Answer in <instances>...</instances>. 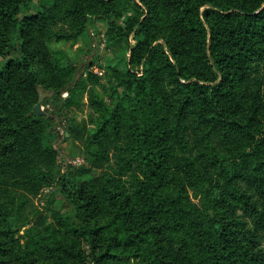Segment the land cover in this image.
<instances>
[{
    "label": "trees",
    "instance_id": "obj_1",
    "mask_svg": "<svg viewBox=\"0 0 264 264\" xmlns=\"http://www.w3.org/2000/svg\"><path fill=\"white\" fill-rule=\"evenodd\" d=\"M32 1L0 0V264H264V0ZM97 23L122 52L79 73L50 45Z\"/></svg>",
    "mask_w": 264,
    "mask_h": 264
},
{
    "label": "rangeland",
    "instance_id": "obj_2",
    "mask_svg": "<svg viewBox=\"0 0 264 264\" xmlns=\"http://www.w3.org/2000/svg\"><path fill=\"white\" fill-rule=\"evenodd\" d=\"M50 4L51 0H33L30 5L29 14L40 12L44 8L49 7ZM104 32V25L102 23H97L92 26L88 34L82 36L75 45L59 42L52 43L50 47L55 51L61 50L65 52L69 61L77 68L79 73L82 72L85 65L91 61L95 65L92 71L101 75L102 72L99 68L105 66L109 58L122 52V49L107 50L104 48ZM129 42L130 45L133 44L132 41ZM123 46L125 47V44ZM15 56L16 52L13 51L9 55V58H13ZM3 61L4 59L0 58V67ZM37 90L40 95V101H43L52 94L51 91H46L41 87H38ZM63 97H66V94H64ZM40 107L41 111L45 115L50 116V109L48 106L40 105ZM85 112L80 113L77 116L78 121L85 117ZM54 124L53 134L57 133V137L54 138L53 135L50 140L55 153H57V160L61 170L65 171L68 167L80 166L83 163V157L79 148L70 140L69 137H63V134L67 133L65 132V122L63 120L54 119ZM45 195H52V199L54 201L52 205L53 210L58 211L64 216H73L72 207L59 195L55 188L44 190L42 195L38 198L37 204L39 201L42 202L44 200Z\"/></svg>",
    "mask_w": 264,
    "mask_h": 264
},
{
    "label": "water",
    "instance_id": "obj_3",
    "mask_svg": "<svg viewBox=\"0 0 264 264\" xmlns=\"http://www.w3.org/2000/svg\"><path fill=\"white\" fill-rule=\"evenodd\" d=\"M33 110L38 116L44 115V113L41 111V107H40L39 104H35L34 107H33ZM64 135H65V137H68L67 133H65ZM54 152H55V150H54Z\"/></svg>",
    "mask_w": 264,
    "mask_h": 264
}]
</instances>
